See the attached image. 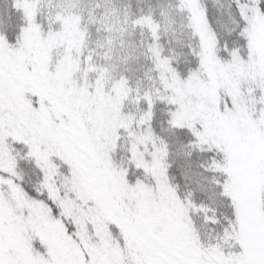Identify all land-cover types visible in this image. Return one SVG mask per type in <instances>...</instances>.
<instances>
[{"label": "snow or ice", "instance_id": "6c2138e0", "mask_svg": "<svg viewBox=\"0 0 264 264\" xmlns=\"http://www.w3.org/2000/svg\"><path fill=\"white\" fill-rule=\"evenodd\" d=\"M0 264H264V0H0Z\"/></svg>", "mask_w": 264, "mask_h": 264}]
</instances>
